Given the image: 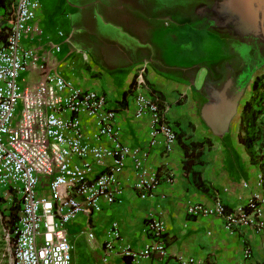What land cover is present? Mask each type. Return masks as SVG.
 Returning a JSON list of instances; mask_svg holds the SVG:
<instances>
[{"label":"crops","instance_id":"obj_1","mask_svg":"<svg viewBox=\"0 0 264 264\" xmlns=\"http://www.w3.org/2000/svg\"><path fill=\"white\" fill-rule=\"evenodd\" d=\"M86 3L92 8L74 6L69 0H49L41 5L39 18L48 38L25 43L39 53L49 51L50 44L60 46L55 68L61 76L105 93L114 105L123 107L129 104V97L125 101L124 96L137 71L144 67L147 81L168 109L178 140L166 155L150 148L147 119H136L133 108L121 111L118 125L124 142L150 149L149 166L162 177L171 172L173 181L163 183L150 200H141L129 189L122 203L105 206L90 220L84 215L76 217L67 226L68 235L69 230L96 231L100 244L95 249L101 257L106 231L117 221L123 241L141 249L147 240L145 220L156 213L167 223L170 257L164 261L156 256L141 264H177L176 254L194 256L200 264H264V235L254 227L231 234L221 218L186 215L188 205L211 204L214 196L228 210L238 211L255 193H262L264 209V92H260L252 108L260 113L247 126L249 136L256 141L248 148L240 139L247 129L242 123L245 106L255 97V82L264 77V61L259 63V58L264 60V46L251 49L256 61L252 64L243 62L240 48L235 53L229 48L231 42H241L243 31L260 29L264 38V0H192L186 10L184 5L163 6V0ZM194 6H198L196 10ZM2 12L0 8V15ZM195 19L200 22L196 29ZM59 29H64L65 35L52 34ZM107 34L118 41L113 48L103 45ZM222 43L231 53L212 55L214 48L219 46L221 50ZM192 143L203 144L202 163L187 174L184 146ZM193 173L206 190L198 186ZM244 239L252 249L249 261L243 255ZM108 264L132 263L128 258L112 256Z\"/></svg>","mask_w":264,"mask_h":264},{"label":"built area","instance_id":"obj_2","mask_svg":"<svg viewBox=\"0 0 264 264\" xmlns=\"http://www.w3.org/2000/svg\"><path fill=\"white\" fill-rule=\"evenodd\" d=\"M40 11L39 0H17L15 21L7 24L9 36L0 44V187L20 201L12 234L13 264H74L67 226L76 217L90 220L105 206L122 203L129 189L141 200L153 199L157 189L174 178L171 172L162 177L149 166L150 149L124 142L119 113L133 108L136 119H147L150 148L165 155L176 145L178 132L144 67L136 73L125 107L61 76L55 68L60 46L49 43V51L39 53L25 43L48 38ZM262 204V193H255L244 207L230 211L214 196L211 204L188 205L186 215L221 218L231 234L254 227L264 235ZM88 229L94 240V231ZM144 231L145 245L134 249L113 221L103 241L102 260L121 256L141 264L160 256L167 261L168 227L162 215L150 214ZM243 243L249 261L252 249L246 239ZM174 258L177 264H200L190 255Z\"/></svg>","mask_w":264,"mask_h":264},{"label":"rangeland","instance_id":"obj_3","mask_svg":"<svg viewBox=\"0 0 264 264\" xmlns=\"http://www.w3.org/2000/svg\"><path fill=\"white\" fill-rule=\"evenodd\" d=\"M16 1L17 0H15V6H16ZM39 1L41 2V5H46V3H48L49 0H39ZM63 1H65V0H63ZM69 1L74 6L82 7L85 5L87 7L88 4L86 3V1H91V0H69ZM185 2H187V3H185ZM191 2H192V0H183V1L182 0H163L162 4H163V6L166 5L169 8L170 7L174 8L175 6L184 5L185 10H186V8H187L186 4L188 6ZM82 3H84V4H82ZM170 4H173V5H170ZM197 7L193 8V10H196ZM87 8L90 9L92 7L90 5ZM191 10L192 9H190V11ZM177 13H180V12H177ZM0 17H1V21L3 22L4 26H7V24H9V23H7L8 21L6 20L4 12L1 13ZM195 17L197 18L196 15H195ZM75 19H79V18L76 17ZM194 22H195V25L193 27L195 28L198 26V24L200 22L197 19H195ZM189 26L191 27V25H189ZM100 27H102V25H100ZM99 31H101V30H99ZM198 31H199V29H198ZM243 32H244V34L240 35L241 42L240 43L231 42L229 44L230 45L229 48H230V51H232L234 53L240 48L243 51L242 52L243 62H245L247 64L248 63L252 64L256 61L252 59L253 56H251L250 51L254 46H260V45L264 46V42H263L264 38H263V35L261 34L263 32L260 31V29L254 30L252 32H245V31H243ZM60 33L65 35V30L59 29V30H56L55 32H52V34H57V35ZM104 41L105 42L103 45H104V47L106 46V48H113L114 45L118 44V41L116 40V38L115 37L111 38L109 34L106 35V39ZM220 47H221V50L219 49V46H218L219 51L217 48H214L213 51L211 52V54L221 57L223 53L226 54V51L228 54L231 53L230 51H228L225 48V44L222 43L220 45ZM234 47H236V49H233ZM262 61H264V60L259 58V63H261ZM245 85H244V87H245ZM210 91H211V89H210ZM212 101H214V100H212ZM0 200H1L0 201V264H13V257L11 254V248L13 245V243H12L13 237H12V234H10L8 228L6 227L5 222L3 221V218L8 217L11 210L20 206V204H19L20 201L17 197H15L12 194V192L10 190L3 188V187H0ZM88 232H90L89 229L87 230V233H84V232L72 233L69 230L70 242H71V245L73 247V249H72L73 263L74 264H108L102 260V256L101 257L97 256L98 251L95 248H97L98 244H100V236L95 231L94 232L95 239L90 240L88 237ZM102 247H103V243H102Z\"/></svg>","mask_w":264,"mask_h":264},{"label":"trees","instance_id":"obj_4","mask_svg":"<svg viewBox=\"0 0 264 264\" xmlns=\"http://www.w3.org/2000/svg\"><path fill=\"white\" fill-rule=\"evenodd\" d=\"M0 8L4 10V15L6 17V20L8 21L7 23L13 24L15 21V13H16L15 0H0ZM9 32H10V28L8 26H4V24L0 25V44L5 43L7 41ZM262 79H264V77H261L259 80L255 82V85H254V89L256 92L255 97L251 99L245 106L243 122H242L245 129L247 128L248 123L251 122L253 124L256 121L260 113L258 110L256 111V110H253L252 108L260 92H264V83L262 84ZM132 91H133V84L124 96L125 101L130 96ZM250 112H253V113L251 117L249 118L248 115ZM249 135H250V132H248V128H247L245 130V137L240 138L241 141H243L247 145L248 148H250L253 145L254 141H256L255 138H252ZM184 149H185V154H186L184 168H185V172L189 174V173H192L193 166H195L196 164L202 163V161L200 160V157L203 154L204 146L203 144H200V143H192L189 145H185ZM262 167L264 169V166ZM193 174H194V177L196 178V182L198 186H200L201 189L206 190L204 184L201 183V180L197 176V174L196 173H193ZM20 209H21L20 206L16 207L15 209L10 211V214L8 217L3 218V221L5 222V225L8 228L10 234H13L15 232L16 223L19 219Z\"/></svg>","mask_w":264,"mask_h":264},{"label":"water","instance_id":"obj_5","mask_svg":"<svg viewBox=\"0 0 264 264\" xmlns=\"http://www.w3.org/2000/svg\"><path fill=\"white\" fill-rule=\"evenodd\" d=\"M233 109H234V108H233ZM232 113H233V112L231 111L230 113H228V114H227V117H226V118H227V119H226V122H227V120L230 118V116H231V114H232ZM226 128H227V127H226Z\"/></svg>","mask_w":264,"mask_h":264},{"label":"flooded vegetation","instance_id":"obj_6","mask_svg":"<svg viewBox=\"0 0 264 264\" xmlns=\"http://www.w3.org/2000/svg\"><path fill=\"white\" fill-rule=\"evenodd\" d=\"M232 92V91H231ZM222 99H220V101H221Z\"/></svg>","mask_w":264,"mask_h":264}]
</instances>
